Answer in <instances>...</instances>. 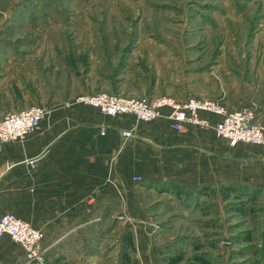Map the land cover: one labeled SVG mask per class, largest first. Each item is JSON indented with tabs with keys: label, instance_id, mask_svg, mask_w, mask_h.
<instances>
[{
	"label": "rangeland",
	"instance_id": "374dc122",
	"mask_svg": "<svg viewBox=\"0 0 264 264\" xmlns=\"http://www.w3.org/2000/svg\"><path fill=\"white\" fill-rule=\"evenodd\" d=\"M5 70L22 78L26 105L46 112L70 95L125 94L138 80L160 96L178 87L196 99L229 94L261 123L264 0H0V76ZM259 148L240 143V157L228 167L219 159L212 184L200 187L210 179L206 169L196 184L146 187L152 190L142 187L152 177L135 175L138 183L129 185L147 208L126 215L132 204L122 194L121 210L102 217L104 264H140L128 253L143 224L154 244L152 264H264V165L242 159Z\"/></svg>",
	"mask_w": 264,
	"mask_h": 264
},
{
	"label": "crops",
	"instance_id": "0c3cea01",
	"mask_svg": "<svg viewBox=\"0 0 264 264\" xmlns=\"http://www.w3.org/2000/svg\"><path fill=\"white\" fill-rule=\"evenodd\" d=\"M22 81L6 70L0 76V118L7 112L30 106L26 105L27 95L30 96L21 88ZM122 83L120 81L119 86ZM258 84L264 89V80ZM129 85L128 92L122 95L160 96L150 92V86L141 81ZM156 86L157 82L152 90ZM247 86L248 81L245 88ZM197 95L181 92L178 87V93L163 96L180 102L189 97L197 98ZM228 95L223 99L213 93L202 97L207 96L228 111L242 108L237 106L244 101L234 102ZM161 112L160 117L144 121L132 114H102L98 108L75 101L71 95L60 102L52 101L37 130L0 144V215L11 212L43 232L41 247L47 264L64 261L85 264L91 260L104 264L109 252L101 245L107 233L102 217L121 210L122 194H126L125 198L132 204L126 215L133 216L147 208L139 207L141 191L129 185L138 183L133 180L135 175L152 177L142 186L152 190L146 187L155 183L196 184L206 169V177L210 179L200 182V187L212 184L219 159H224L228 167V162L240 157L235 147L242 142L231 145L213 129L191 124L184 132H177L168 118L170 107H162ZM200 114L212 123L220 119L219 115L206 111ZM256 116L264 125V90L259 92ZM102 129L104 134H101ZM125 130L131 131L130 137L123 136ZM254 154L246 153L242 159H256L264 165V148ZM29 159L35 161L33 165ZM165 169L170 172L167 176ZM159 173L162 177L153 178ZM116 203L118 208H114ZM147 225L135 231L129 228L134 234L128 255L140 264L156 262ZM122 248L119 241L115 249L120 262L125 258ZM0 264H29L22 246L8 235L0 237Z\"/></svg>",
	"mask_w": 264,
	"mask_h": 264
},
{
	"label": "built area",
	"instance_id": "2783aa9c",
	"mask_svg": "<svg viewBox=\"0 0 264 264\" xmlns=\"http://www.w3.org/2000/svg\"><path fill=\"white\" fill-rule=\"evenodd\" d=\"M77 100L98 108L105 115L132 114L144 121L160 117L162 107L168 106L170 107L168 118L172 128L177 132H184L186 126L191 124L200 128L213 129L217 136L227 139L231 145L239 142L264 145V126L256 120L255 113L250 108L228 111L219 103L207 98L189 97L178 102L168 96L128 97L107 92L81 95ZM201 111L219 115L220 119L212 123L201 116ZM46 113V109L41 105H30L6 113L0 118V144L21 139L37 130ZM101 134H104V129L101 130ZM123 136L130 137L131 131H123ZM28 162L33 165L35 161L29 159ZM138 178L135 176V179ZM3 235H8L22 246L26 263L47 264L41 247L43 237L41 230L32 227L13 213L7 212L0 215V237Z\"/></svg>",
	"mask_w": 264,
	"mask_h": 264
},
{
	"label": "bare ground",
	"instance_id": "6f19581e",
	"mask_svg": "<svg viewBox=\"0 0 264 264\" xmlns=\"http://www.w3.org/2000/svg\"><path fill=\"white\" fill-rule=\"evenodd\" d=\"M244 144V143H243Z\"/></svg>",
	"mask_w": 264,
	"mask_h": 264
}]
</instances>
